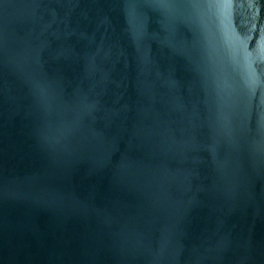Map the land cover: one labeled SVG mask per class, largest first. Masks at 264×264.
Listing matches in <instances>:
<instances>
[{
	"label": "water",
	"instance_id": "water-1",
	"mask_svg": "<svg viewBox=\"0 0 264 264\" xmlns=\"http://www.w3.org/2000/svg\"><path fill=\"white\" fill-rule=\"evenodd\" d=\"M0 264H264V0H0Z\"/></svg>",
	"mask_w": 264,
	"mask_h": 264
}]
</instances>
